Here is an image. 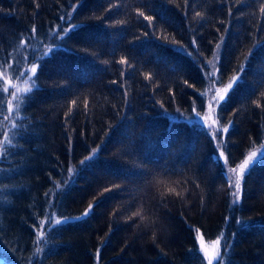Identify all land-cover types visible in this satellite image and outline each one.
<instances>
[{
	"label": "trees",
	"instance_id": "1",
	"mask_svg": "<svg viewBox=\"0 0 264 264\" xmlns=\"http://www.w3.org/2000/svg\"><path fill=\"white\" fill-rule=\"evenodd\" d=\"M261 7L264 0H0V64L15 69L0 91L22 86L17 74L40 65L24 128L0 161V264H199L190 251L197 228L207 241L223 233L226 264H264V158L243 177L238 203L227 179L264 144V108L254 103L264 105ZM46 45L54 50L43 56ZM235 75L216 114L229 130L214 140L193 108L204 118L209 90ZM90 203L85 220L50 227L36 252L41 220L79 216Z\"/></svg>",
	"mask_w": 264,
	"mask_h": 264
},
{
	"label": "snow or ice",
	"instance_id": "2",
	"mask_svg": "<svg viewBox=\"0 0 264 264\" xmlns=\"http://www.w3.org/2000/svg\"><path fill=\"white\" fill-rule=\"evenodd\" d=\"M38 6V5H37ZM261 13H264V7H261L260 9ZM139 16H142L145 20L151 22L153 17L151 16H145L142 11L138 12ZM197 16L200 15V13H196ZM69 15V19H70ZM61 19H64V17H61ZM77 26L76 25H70L68 28L60 29L58 26L57 35L59 36L61 32L63 34H67L68 32L74 30ZM36 29L35 26L32 28L33 36L35 35ZM62 38V36H61ZM222 39V38H221ZM193 44H195V40H193ZM20 48H28L30 47L29 41L25 39H21L19 42ZM217 50L220 48V44L216 45ZM54 48L51 45L45 46V51L43 52V56H48L53 52ZM11 55V54H9ZM213 57L218 59V51L213 53ZM27 59V57H25ZM42 59V57H41ZM107 63V61H105ZM121 65H128L131 66L128 62L127 57L122 56L120 60L118 61ZM209 63H212L211 61ZM39 60L34 61L31 63V67L26 69L25 71L19 72L16 76V79L22 80V86L18 85H12L13 91L9 92L8 87H4L2 91H0V158L5 157L8 155L9 149L15 147L14 144V138L20 134V130L24 128L23 124V117L21 116V109L23 108L26 100L30 98L31 93L33 90L37 87L36 84V73L39 68ZM9 69H14V64L8 61H5L4 63L0 64V79H3L5 83H7V77ZM240 71H243V68L241 67ZM123 75V73H122ZM146 79H151V75L147 74ZM208 78L211 80L213 79L212 74H208ZM240 81V77L238 75L233 76L230 79L229 84L227 87L223 88L222 90L217 91V96H213L212 100L216 101L217 105L220 101L225 100V96L229 93L230 90L233 89L234 85H237ZM115 83V81H113ZM185 83H187L185 81ZM220 91H222L224 94L221 95ZM7 93L10 98L6 100V108H5V101H4V94ZM127 93H125L126 95ZM218 97V98H217ZM260 97L264 98V92L260 93ZM77 103L76 100L71 101L72 105H75ZM256 104V107L264 108V105L259 103V101H254ZM87 107V105H85ZM211 107V105H209ZM163 107V105H161ZM7 112V115H3L4 112ZM179 112V110H177ZM69 112H71V108L69 109ZM193 112L196 116V118L201 120V127L204 126L205 120L201 118V113L196 111L195 108H193ZM67 115V114H66ZM180 117H183V119L187 120L189 123H191V117H184L183 113H180ZM178 117L177 119H179ZM3 121H7V125L3 124ZM231 123V122H229ZM212 124H218V119L213 120ZM211 127V126H209ZM223 131L224 133L228 132V127H217L216 130L212 133V138L214 140L217 139V133L220 131ZM224 143L223 139L217 140V147L220 148V146ZM97 152V149H92V154L89 156H86L84 160L80 161L81 165H84L87 161H90L94 158L95 153ZM223 158L225 164H227V156L225 155V152L221 149L218 153V157ZM256 158V159H254ZM264 158V144L261 145V148L259 150V156L257 154V151H251L249 152L243 161L236 165L235 167H230L228 169L229 172L234 174L235 179L233 181L232 177H226L229 182V187L234 189L231 193L233 196V203H238L240 200V192H241V181L245 174L250 172L252 170V167L255 165L258 159ZM69 177L74 172L73 168H69L68 170ZM67 183V181H65ZM56 187L59 188L60 184L57 182ZM108 189H106L107 191ZM170 193H175L177 196H181V193L176 192L175 188H169ZM45 195H48L46 193ZM182 198V196H181ZM94 207L93 204H89L88 208L85 209V211L76 217H63L60 219L55 218L54 216H46L45 221H41L40 225L38 226L41 230L38 232L36 240L37 242L41 241L43 237L46 235V232L44 229V224L47 222L49 225L53 226H62L64 224H67L69 220H76V221H82L85 220L91 213L92 208ZM136 215H139V213H136ZM142 218V217H141ZM238 224L243 225L242 221H237ZM34 228L37 226H33ZM196 236H195V242L197 244V248L191 249L190 251H194L197 253V258L199 260V264H226L225 260V252L227 250V243L222 241L224 240V235L221 233L215 240L211 242V247L206 245L204 235L200 232V229H196ZM41 249L38 247L36 249V252L39 253Z\"/></svg>",
	"mask_w": 264,
	"mask_h": 264
},
{
	"label": "rangeland",
	"instance_id": "3",
	"mask_svg": "<svg viewBox=\"0 0 264 264\" xmlns=\"http://www.w3.org/2000/svg\"><path fill=\"white\" fill-rule=\"evenodd\" d=\"M3 84V83H2ZM4 85V84H3ZM3 87H5V86H3ZM223 88H219V87H216L215 89H213V91H211V90H209V93H208V95H209V97H208V108H207V111H206V114H205V116H204V120H205V125L208 127V129L210 130V133H211V135H212V133L216 130V128L218 127V124H212V121L213 120H217V103H216V101H214V100H212V97L213 96H217V91L218 90H222ZM220 94L221 95H223L224 93L222 92V91H220ZM218 98V97H217ZM220 103V102H219ZM209 105H211V107L209 106ZM21 114V113H20ZM4 115H7V112L5 111V113H4ZM21 116H22V114H21ZM24 119H23V124L25 125V117L24 116H22ZM7 121H3V124L4 125H7ZM209 126H211V127H209ZM21 131V130H20ZM223 132V131H222ZM19 135V134H18ZM17 135V136H18ZM16 136V137H17ZM15 137V138H16ZM15 138H14V140H15ZM259 150L260 149H257L256 151H257V154H258V156H259ZM3 158L4 157H2V158H0V161H2L3 160ZM254 159H256V158H254ZM229 175H230V177H232V179H233V181H234V179H235V176H234V174H232L231 172H229ZM245 176V175H244ZM243 176V177H244ZM242 182H243V178H242V181H241V187H242ZM234 189H232V191H233ZM240 195H241V192H240ZM234 199V198H233ZM50 216H54L55 218H57V216L55 215V214H51ZM57 219H59V218H57ZM41 221H45V220H41ZM40 221V222H41ZM53 225H49L47 222H45V224H44V231L47 233V231L49 230V228L50 227H52ZM41 229L39 228L38 229V232L40 231ZM37 232V233H38ZM211 242L212 241H207V240H205V243H206V245H208L209 247H211ZM224 242H226L227 243V245H228V247H227V250H226V252H225V260H226V256H227V253H228V250H229V246H230V243H229V241L224 237V240L222 241V243H224ZM46 245H47V241H46V235L43 237V239L41 240V241H39L38 242V247L41 249V251L46 247ZM40 251V252H41Z\"/></svg>",
	"mask_w": 264,
	"mask_h": 264
}]
</instances>
